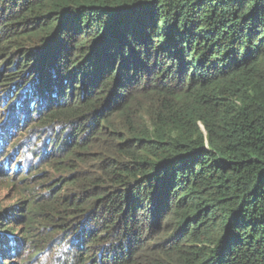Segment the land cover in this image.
<instances>
[{
  "label": "trees",
  "instance_id": "obj_1",
  "mask_svg": "<svg viewBox=\"0 0 264 264\" xmlns=\"http://www.w3.org/2000/svg\"><path fill=\"white\" fill-rule=\"evenodd\" d=\"M24 147L0 264H264V0H0Z\"/></svg>",
  "mask_w": 264,
  "mask_h": 264
},
{
  "label": "clouds",
  "instance_id": "obj_2",
  "mask_svg": "<svg viewBox=\"0 0 264 264\" xmlns=\"http://www.w3.org/2000/svg\"><path fill=\"white\" fill-rule=\"evenodd\" d=\"M19 145H18V148H16L17 150L19 149ZM9 150L10 149H5L3 154H5V152L6 154L1 156L2 159L0 160V182L13 183L12 184L13 186L14 183H18V181L22 177L30 174L31 166L26 164L25 162V157L28 154V151L25 147L24 149L23 148L21 149L25 153L24 158H21L20 156L21 153L20 154L15 153V150H13L12 152H9ZM19 152H20V149H19ZM5 166L8 168L6 175H4L6 171ZM15 171H17L16 180L13 179L14 177L12 175Z\"/></svg>",
  "mask_w": 264,
  "mask_h": 264
},
{
  "label": "rangeland",
  "instance_id": "obj_3",
  "mask_svg": "<svg viewBox=\"0 0 264 264\" xmlns=\"http://www.w3.org/2000/svg\"><path fill=\"white\" fill-rule=\"evenodd\" d=\"M45 139L40 143V146L44 147L45 146ZM18 142L22 140V138L17 139ZM14 141V139L12 140ZM15 143V142H14ZM12 144V143H10ZM30 144V143H29ZM33 143L30 144V146ZM48 146H46V149ZM25 162L26 164L32 166L37 162V159L28 152V154L25 157ZM12 177V176H11ZM13 183H7V182H0V211L9 209L10 207L16 205L21 197V191H22V185L21 184H16L12 186ZM20 205V204H19ZM2 229H0V232ZM16 235V233H15ZM57 258V255H56ZM39 264H53L51 261L48 260L47 256H44Z\"/></svg>",
  "mask_w": 264,
  "mask_h": 264
}]
</instances>
